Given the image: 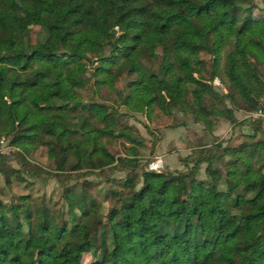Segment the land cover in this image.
I'll list each match as a JSON object with an SVG mask.
<instances>
[{"label": "trees", "instance_id": "1", "mask_svg": "<svg viewBox=\"0 0 264 264\" xmlns=\"http://www.w3.org/2000/svg\"><path fill=\"white\" fill-rule=\"evenodd\" d=\"M255 9L256 0H0V138L28 147L50 136L46 145L59 157V170L72 162L78 170L113 166L104 138L134 139L118 129L115 110L85 100L91 82L112 88L127 71L124 104L146 111L182 104L207 125L217 109L205 111L204 96L223 90L205 80L200 53L213 56V80L226 45L232 47L226 76L257 109L264 48L255 38L264 39V17ZM31 25L41 29L36 38ZM153 40L163 43L161 54ZM156 59L158 69L147 64ZM213 147L221 144L200 149L185 172L144 169L142 175L133 147L120 159L128 174L123 189H111L114 204L105 213L87 181L73 178L65 183L74 196L58 209L45 197L38 206L26 201L25 218L1 209L0 264H83L85 253L95 258L91 264H264V172L252 161L264 141H243L217 156H233L228 165H241V176L216 165ZM203 161L210 163L206 181L197 177ZM41 252L53 258L39 259Z\"/></svg>", "mask_w": 264, "mask_h": 264}, {"label": "rangeland", "instance_id": "2", "mask_svg": "<svg viewBox=\"0 0 264 264\" xmlns=\"http://www.w3.org/2000/svg\"><path fill=\"white\" fill-rule=\"evenodd\" d=\"M256 3L258 9L254 10V15L264 17V0H256ZM31 27L33 28V37L36 38L41 29L35 25H31ZM255 41L264 48V39L256 37ZM151 44L156 53H162L163 43L161 41L153 40ZM99 46L103 53H109L110 46L105 42L101 41ZM231 48V45L222 48L220 74L213 80H211V73L214 69L213 56L206 50L200 53V58L204 63L200 65V68L205 80L223 90L218 92L219 95L216 94L217 92H211L204 96L202 103L205 111L211 108L217 109V112L210 116L211 123L207 125L203 122H195L191 108L181 106L182 104L173 105L171 108L167 107L166 110H163L159 104H155L150 111L136 110L128 104H124L120 91H124L125 95L128 94V83L132 79L127 71L117 77L112 88L103 86L98 90L93 87L92 81L83 92L85 100L88 102L101 101L115 110L120 115L118 129L124 130L127 134L131 133L134 139L132 142L123 136L112 139L104 138L105 142L108 141V149L116 157L113 166L78 170L72 166L71 158L72 163L66 164L63 170H59V157L55 156L56 152L51 150L49 145H46L50 136H46V140L42 144L18 147L11 143L10 136L3 135L0 138V156L7 157L3 161L0 160V201H2L0 211L1 209L5 210L9 216L13 213H20L25 218L26 201L32 200L31 203L38 206L39 201L44 197L53 209H58L65 201L64 197L70 199L74 196L70 190L67 191L71 186L65 183L67 179L73 178L80 182L87 181V190L104 205L103 212L105 213L114 204V196H110L111 189H123L122 182L128 174L127 171L120 169L125 164L120 159L130 155L133 152V147H136L140 154L141 161L137 172L142 175L144 169L157 172H185L194 166L200 149L205 150V148H211L213 143H220L219 149L212 148V153L216 157V165L220 169L239 173L241 176V165L237 167L228 165L230 161H234L233 156H226L224 159H219L217 156L227 148L237 147L243 141L251 143L264 141V118L259 115L260 106L264 104V89L259 94L260 104L257 109H254L249 101L239 95L224 70L226 56ZM249 60L251 64H255V59L251 55H249ZM147 64L155 69L159 67L158 59ZM92 69L94 66H91L90 70L92 71ZM258 73L264 76V65L258 67ZM195 75L197 76V74ZM259 87L261 88V86ZM185 98L187 104L193 103L190 91L187 92ZM51 155L53 156L51 157ZM186 159L188 165L187 162L185 163ZM252 161L257 169L264 172V149L254 154ZM209 166L208 161L199 164L197 167L199 180L206 181L208 179ZM26 176L29 180L22 181L21 178ZM63 183L65 184L62 185ZM103 186L109 188L108 192L101 189ZM142 186H144V181L140 176L137 187L141 188ZM37 257L52 259L53 254L41 252ZM95 261L90 253L84 254L83 264H91Z\"/></svg>", "mask_w": 264, "mask_h": 264}, {"label": "built area", "instance_id": "3", "mask_svg": "<svg viewBox=\"0 0 264 264\" xmlns=\"http://www.w3.org/2000/svg\"><path fill=\"white\" fill-rule=\"evenodd\" d=\"M216 80V79H215ZM259 115L264 118V104L260 106Z\"/></svg>", "mask_w": 264, "mask_h": 264}]
</instances>
